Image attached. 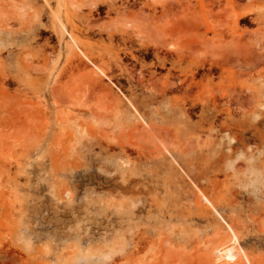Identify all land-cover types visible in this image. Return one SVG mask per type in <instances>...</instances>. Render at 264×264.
Here are the masks:
<instances>
[{
  "label": "rangeland",
  "instance_id": "1",
  "mask_svg": "<svg viewBox=\"0 0 264 264\" xmlns=\"http://www.w3.org/2000/svg\"><path fill=\"white\" fill-rule=\"evenodd\" d=\"M0 264H264V0H0Z\"/></svg>",
  "mask_w": 264,
  "mask_h": 264
},
{
  "label": "bare ground",
  "instance_id": "2",
  "mask_svg": "<svg viewBox=\"0 0 264 264\" xmlns=\"http://www.w3.org/2000/svg\"><path fill=\"white\" fill-rule=\"evenodd\" d=\"M72 46L73 47H77L76 46V44H75V40H74V38H72ZM79 49V48H78ZM87 58V57H86ZM230 238L231 239H234V236L231 234L230 235ZM218 251V250H217ZM237 257V256H236ZM220 258H224V259H226V258H230V259H233V254H232V251L230 250V249H228V250H225L224 251V253L223 254H221L220 255ZM227 260V259H226Z\"/></svg>",
  "mask_w": 264,
  "mask_h": 264
}]
</instances>
